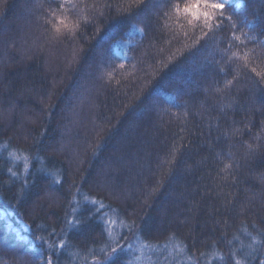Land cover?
Segmentation results:
<instances>
[{"label": "trees", "instance_id": "obj_1", "mask_svg": "<svg viewBox=\"0 0 264 264\" xmlns=\"http://www.w3.org/2000/svg\"><path fill=\"white\" fill-rule=\"evenodd\" d=\"M177 2L0 0V264H264V0Z\"/></svg>", "mask_w": 264, "mask_h": 264}, {"label": "snow or ice", "instance_id": "obj_2", "mask_svg": "<svg viewBox=\"0 0 264 264\" xmlns=\"http://www.w3.org/2000/svg\"><path fill=\"white\" fill-rule=\"evenodd\" d=\"M133 3L138 4L139 0H133ZM225 3L219 2V0H193V2H185L183 6L181 3H173L170 5L173 12L172 15L177 17L184 16L187 19L188 25L193 27L199 26L204 35H207V32H204V29L211 30L213 27L219 28L221 22L224 19H231L230 17L224 16ZM75 8L76 0H63V5H58V8ZM53 17L57 20V23L53 25L57 33H60L63 29H66L69 32L75 31V28L78 27V24H73L69 21L68 17L63 13L57 15V12L52 13ZM234 39L239 40L240 37H233ZM247 56L245 55V59ZM230 167V165L226 166ZM75 211V209H74ZM78 219L69 221V224L73 227L79 224ZM50 247L63 248L64 242L61 241L57 245H50ZM111 251H108L105 256L103 264H124L122 260H119L120 254L124 251V246L119 245L118 243L114 246H110ZM101 251H105L101 249ZM47 264H52L51 257L48 258ZM236 264H242L241 261L237 260Z\"/></svg>", "mask_w": 264, "mask_h": 264}, {"label": "rangeland", "instance_id": "obj_3", "mask_svg": "<svg viewBox=\"0 0 264 264\" xmlns=\"http://www.w3.org/2000/svg\"><path fill=\"white\" fill-rule=\"evenodd\" d=\"M5 215H6V213L5 212H3Z\"/></svg>", "mask_w": 264, "mask_h": 264}]
</instances>
